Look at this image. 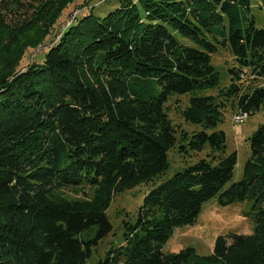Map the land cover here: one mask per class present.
I'll use <instances>...</instances> for the list:
<instances>
[{
    "label": "trees",
    "instance_id": "1",
    "mask_svg": "<svg viewBox=\"0 0 264 264\" xmlns=\"http://www.w3.org/2000/svg\"><path fill=\"white\" fill-rule=\"evenodd\" d=\"M73 2L0 0V264H87L113 230V199L140 186L149 192L139 219L96 264H264V123L249 139L243 181L226 190L238 158L217 129L227 108L249 118L264 107V28L251 0H139L143 12L122 0L104 19H77L41 62L21 68ZM212 37L237 66L219 95L176 101L197 127L190 133L168 103L219 85ZM174 149L195 161L157 184ZM216 197L254 199L253 233L218 237L210 256L165 255Z\"/></svg>",
    "mask_w": 264,
    "mask_h": 264
},
{
    "label": "rangeland",
    "instance_id": "2",
    "mask_svg": "<svg viewBox=\"0 0 264 264\" xmlns=\"http://www.w3.org/2000/svg\"><path fill=\"white\" fill-rule=\"evenodd\" d=\"M141 7L139 0H132ZM251 14L255 18V25L257 28H264V0H251ZM122 6V0H74L73 4L69 5L62 13V17L50 27L49 36L45 41L38 45L35 50H29L26 53V60L23 61L21 68L27 67L32 61L41 62L50 49L52 41L57 44L61 39L62 34L69 26L75 25L77 19H82L88 15L93 14L99 19L106 18L109 14L119 9ZM143 12L142 7L140 8ZM22 21V18H18ZM250 22H245L243 28ZM179 42L187 43L186 40L179 34L174 33ZM39 29L29 33V37H38ZM211 41L217 45L219 50L213 56V65L217 68L220 74L219 85L205 90L192 92L186 96L174 97L169 103L170 118L173 124L182 127L191 133L192 130L197 129L196 126L187 124L184 119L175 111L176 101L180 100L182 107L188 105L190 97H207L219 95L221 89L228 87L231 83V75L229 70L237 66L235 56L224 45H218L217 40L212 37ZM191 45V43H188ZM264 123V107L260 111L251 115L244 124H236L233 116V110L227 108L224 112V120L219 124L218 130L225 133L227 139L228 154L237 153L238 163L235 168L234 177L224 190L231 187L237 182L244 179V169L246 162L251 156L250 138L253 133L257 131L260 125ZM170 168L166 174L156 183H162L170 179L175 173L182 171L189 161L193 159L184 160L177 149L168 153ZM149 192L147 186H140L133 190L118 194L112 201L107 216L113 226V230L109 236L101 240L99 246L94 249L91 259L87 264H96L108 251L116 248L121 244L126 232V223L135 224L140 217V212L144 206L145 196ZM254 199H247L245 201H237L230 204H222L219 197H216L206 203L197 220L187 226L178 228L174 236L163 247L165 255L178 254L187 248H194L200 256H210L216 244L218 237L227 238L229 244L232 240L230 236L236 235H251L256 225ZM94 237L95 230L91 232Z\"/></svg>",
    "mask_w": 264,
    "mask_h": 264
},
{
    "label": "built area",
    "instance_id": "3",
    "mask_svg": "<svg viewBox=\"0 0 264 264\" xmlns=\"http://www.w3.org/2000/svg\"><path fill=\"white\" fill-rule=\"evenodd\" d=\"M234 118L236 120V123L242 124L248 119V113H237L234 115Z\"/></svg>",
    "mask_w": 264,
    "mask_h": 264
}]
</instances>
